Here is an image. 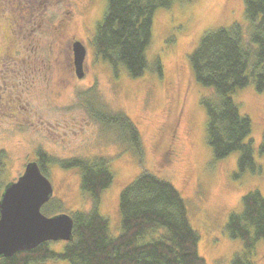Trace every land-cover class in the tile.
I'll return each mask as SVG.
<instances>
[{"label": "rangeland", "instance_id": "374dc122", "mask_svg": "<svg viewBox=\"0 0 264 264\" xmlns=\"http://www.w3.org/2000/svg\"><path fill=\"white\" fill-rule=\"evenodd\" d=\"M104 8L105 0H0V190L36 161L38 151L54 162L104 159L114 179L102 194L100 214L116 237L118 195L147 171L181 194L205 263L230 264L242 244L226 235L227 217L241 211L246 193L264 194V154L259 151L264 91L258 93L251 82L232 95L240 114L251 120L247 141H252L254 161L261 167L258 174L234 178L239 154L215 161L206 144L200 100L210 91L193 80L188 56L203 33L246 24L242 1L193 0L158 9L145 53L148 67L138 79H130L122 66L113 73L93 52L91 41ZM15 20L23 27L16 35L9 33ZM75 42L85 49L78 65ZM91 95L107 113L124 114L136 127L143 145L141 165L118 141L117 132L89 116ZM45 171L53 188L51 200L62 204L59 213L69 216L90 209L92 201L81 192L75 170L51 164ZM55 243L53 251L59 252L64 242ZM252 261L264 264L263 241L256 243Z\"/></svg>", "mask_w": 264, "mask_h": 264}, {"label": "trees", "instance_id": "16d2710c", "mask_svg": "<svg viewBox=\"0 0 264 264\" xmlns=\"http://www.w3.org/2000/svg\"><path fill=\"white\" fill-rule=\"evenodd\" d=\"M192 1L105 0L102 19L96 24L91 41L95 56L113 73L122 66L130 79L140 78L148 67L145 53L151 42L155 12ZM241 1L246 24L233 23L203 33L188 56L193 80L210 91L200 100L206 118V144L215 161L239 154L234 178L261 172L253 158L252 141H247L251 120L240 114L232 95L251 82L258 93L264 91V0ZM155 71L161 74L158 59ZM88 101L89 116L117 132L118 141L141 165L143 145L133 123L124 114L107 113L95 95ZM259 151L264 154V139ZM35 156L34 162L43 175L51 164L75 170L79 188L92 201L91 207L87 212L70 213L72 239L64 242L59 252L53 251L55 242H45L10 258H0V264H206L197 252L199 236L189 223L186 203L167 181L142 170L120 191L119 233L113 237L108 220L100 214L102 194L114 179L108 161L98 158L54 162L40 151ZM2 160L0 156V183ZM0 191L1 195L3 187ZM240 203L241 211L229 214L224 226L226 235L242 244L230 264H253L255 245L264 242V194L250 191ZM61 207V202L50 199L41 213L46 217L59 215Z\"/></svg>", "mask_w": 264, "mask_h": 264}, {"label": "water", "instance_id": "95a60500", "mask_svg": "<svg viewBox=\"0 0 264 264\" xmlns=\"http://www.w3.org/2000/svg\"><path fill=\"white\" fill-rule=\"evenodd\" d=\"M83 46L74 44L75 63H81ZM53 188L37 163L24 167L15 182L0 195V258L29 251L45 242H70L72 219L65 214L46 217L41 208L52 198Z\"/></svg>", "mask_w": 264, "mask_h": 264}, {"label": "flooded vegetation", "instance_id": "af4514ba", "mask_svg": "<svg viewBox=\"0 0 264 264\" xmlns=\"http://www.w3.org/2000/svg\"><path fill=\"white\" fill-rule=\"evenodd\" d=\"M15 23H16V26H14L13 24H11V26H10V31H9V33H11V34H15V33H20L21 32V29L23 28V27H19L18 26V24H19V22L18 21H16L15 20ZM16 27H18V29H16ZM16 35V34H15ZM12 39V38H11ZM10 39V40H11ZM76 43V42H75ZM74 45V44H73Z\"/></svg>", "mask_w": 264, "mask_h": 264}]
</instances>
